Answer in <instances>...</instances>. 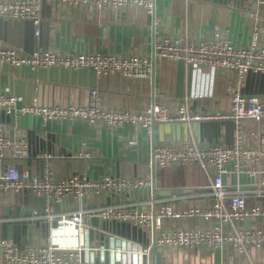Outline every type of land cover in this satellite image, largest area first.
Wrapping results in <instances>:
<instances>
[{"label": "crops", "instance_id": "1", "mask_svg": "<svg viewBox=\"0 0 264 264\" xmlns=\"http://www.w3.org/2000/svg\"><path fill=\"white\" fill-rule=\"evenodd\" d=\"M153 12L152 20L141 8L100 10L90 4L65 6L43 0L38 33L34 34V24L30 20L0 18V44L25 52L54 49L63 52H131L148 56L153 51L154 35L192 36L207 33L218 23L228 29V37L233 42L245 44L255 24L264 26V5H256L251 0H154ZM259 75L262 77L263 74L249 73L239 78L234 70L197 68L183 59L157 56L151 75L142 79H132L117 72L96 75L85 68L30 69L4 65L0 67V91L18 95V106L31 105L35 100L38 105L66 106L87 104L89 90L95 88L102 108L139 111L153 101H159L171 112L186 106L189 112L213 115L230 109L229 97L233 90L250 96H264V78L258 79ZM191 93L200 96L190 98ZM262 125L261 121H246L250 130L260 129ZM0 131L24 139L15 151L9 150L0 158V172L14 164L38 174L50 170L53 177L60 180L75 173L93 178L107 174L151 177L153 146L189 142L230 144L237 124L232 119L222 118L165 120L154 122L150 131H146L131 124L109 128L80 120L43 121L35 114L14 116L0 111ZM249 141H252L251 137ZM243 182L249 184L250 180ZM207 183L197 168H155L156 198L184 195L185 198L177 200L178 206L210 202V197L194 194L206 190ZM166 191L172 193L159 194ZM151 197L149 189L116 192L84 199L81 206L134 202L148 209L152 207L148 202ZM255 200L248 198L249 203ZM41 207L42 199L35 195L13 191L0 193V237L13 239L21 245H39L49 238L65 246L80 243L92 248L84 255L96 263L228 264L226 261L230 257L234 260L232 264L264 261L262 245L250 248L244 256L228 247L155 250L161 251L158 263L154 256L150 261L148 254L109 250L111 247L138 249L147 246L153 240L152 228L92 216L78 233L70 225L53 224L50 227L45 220L32 218V210ZM78 207L79 204L72 200L56 204L57 211ZM242 224L264 227V220L245 219ZM209 225L210 222L203 219H179L164 221L161 227ZM0 264H3L1 253Z\"/></svg>", "mask_w": 264, "mask_h": 264}, {"label": "built area", "instance_id": "2", "mask_svg": "<svg viewBox=\"0 0 264 264\" xmlns=\"http://www.w3.org/2000/svg\"><path fill=\"white\" fill-rule=\"evenodd\" d=\"M43 0H0V18L30 20L34 34L38 33L39 10ZM65 6L90 4L97 9L127 10L141 8L149 15L154 0H48ZM264 5V0H251ZM264 26L260 23L252 28L245 44L235 43L228 37V29L216 23L207 33L192 36L160 34L153 36L151 55L138 53L63 52L54 49L25 52L20 48L0 44V67L27 66L30 69L66 68L70 70L90 69L96 75L117 72L132 79L147 78L151 75L155 58L183 59L193 67L234 70L239 78L249 73L264 75ZM200 94L191 93L190 98ZM230 109L223 113L202 115L189 112L186 106L171 112L169 107L153 101L142 110L102 108L97 90H89V101L84 105H38L18 106L20 97L5 90L0 91V111L6 115L35 114L43 121L50 119L80 120L105 127L131 124L150 131L157 121L193 120L200 118L232 119L237 131L230 144L193 142L174 145L153 146L155 168L181 166L187 170L199 169L208 180L206 190L194 194L211 198L205 204L178 206L177 200L184 195L151 197V208H141L134 202H112L89 208L81 206L84 199H93L116 192L130 193L149 189L151 177L103 175L99 178L84 173H75L56 180L50 170L38 174L28 168L14 164L0 172V193L6 191L26 192L42 199V207L32 210V218L45 220L50 227L70 225L81 232L87 219L98 216L108 221H120L156 229L155 250H177L205 247L208 249L231 248L246 255L250 248L264 245V227L245 226V219L264 220V96L242 94L238 89L230 94ZM247 120L263 122L260 129L250 130ZM249 137L252 141H249ZM17 134L0 131V158L23 142ZM86 156L89 154L86 153ZM151 167V164H150ZM250 180L244 183L243 180ZM256 200L249 203L248 198ZM72 200L79 207L69 211H57L56 204ZM179 219H203L210 222L207 227H161L162 222ZM153 242V240H152ZM152 242L142 248L111 247L109 250L147 255ZM88 248L80 243L61 245L51 238L39 245H21L10 238L0 237V253L3 264H125L96 263L85 257ZM94 249V248H93ZM161 252V251H159ZM228 264L234 262L227 258ZM264 264V261L255 262Z\"/></svg>", "mask_w": 264, "mask_h": 264}, {"label": "water", "instance_id": "3", "mask_svg": "<svg viewBox=\"0 0 264 264\" xmlns=\"http://www.w3.org/2000/svg\"><path fill=\"white\" fill-rule=\"evenodd\" d=\"M150 18L153 20L154 18V12H152V14L150 15ZM152 60H154V57L152 55ZM151 169H152V175H151V182H152V187H151V193H152V197L155 198L156 197V188H155V165H154V161L153 158L151 160ZM170 193H172V191H166L163 193H159L160 195H169ZM56 225V224H54ZM154 239H155V232L153 230V242L152 245L150 247L149 253H148V257L149 260L151 261V259L153 258V256L156 259V262H160L161 259V253L160 252H155V245H154Z\"/></svg>", "mask_w": 264, "mask_h": 264}, {"label": "rangeland", "instance_id": "4", "mask_svg": "<svg viewBox=\"0 0 264 264\" xmlns=\"http://www.w3.org/2000/svg\"><path fill=\"white\" fill-rule=\"evenodd\" d=\"M259 78H264V77H263V75H262V77L259 75L258 79H259ZM260 81H261V80H260ZM191 171H192V170H191ZM191 171H190V175L192 174Z\"/></svg>", "mask_w": 264, "mask_h": 264}]
</instances>
